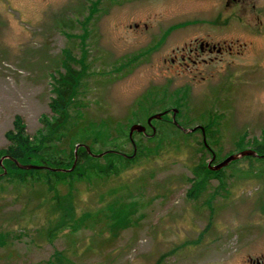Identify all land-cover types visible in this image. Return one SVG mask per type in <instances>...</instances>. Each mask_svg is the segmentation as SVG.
Wrapping results in <instances>:
<instances>
[{"label":"rangeland","instance_id":"rangeland-1","mask_svg":"<svg viewBox=\"0 0 264 264\" xmlns=\"http://www.w3.org/2000/svg\"><path fill=\"white\" fill-rule=\"evenodd\" d=\"M217 8L212 0H0V148L8 144L5 133L15 115L30 135L42 116L51 115L52 76L64 71L63 49H71L77 70L85 68L79 85L84 120L113 123L98 139L127 155L129 126L175 108V99L182 127L208 125L217 162L238 151L240 140L260 138L264 50L252 53L261 59L253 61L238 56L234 46L211 66L180 58L206 26L215 36L224 37L225 30L227 39L240 38L232 25L237 21L224 28ZM253 42L263 45L264 37ZM209 70L215 71L211 77ZM166 119L171 121L170 111ZM152 124L161 137L160 123ZM201 138L199 130L187 141L171 136L174 145L132 162L109 181L74 183L76 220L120 196L133 204L127 225L117 231L106 226L104 209L93 214L97 219L62 223L63 202L61 213L40 205L47 194L40 183L6 186L0 264H264V160L236 159L220 178L208 177L194 191L192 168L211 157L195 150ZM133 139L146 143L138 132ZM58 188L64 201L66 188ZM108 189L116 196L109 199Z\"/></svg>","mask_w":264,"mask_h":264},{"label":"trees","instance_id":"trees-1","mask_svg":"<svg viewBox=\"0 0 264 264\" xmlns=\"http://www.w3.org/2000/svg\"><path fill=\"white\" fill-rule=\"evenodd\" d=\"M81 49H83L82 45ZM63 54L65 57L61 62V67L64 68V71L58 72L57 76H52L53 96L48 103L51 115L42 116L40 120L41 127L34 135L27 133L23 118L20 115H15L12 128L5 133L8 144L6 147L0 148V196L2 195V190L11 184L28 185L40 183L47 191V194L41 197L40 205L43 206L46 204L51 212L61 213L63 202L64 211L62 213V223L68 221L70 224L72 221H84L86 216L92 220L97 219L93 218V214L98 210L104 209L102 216L103 219L106 221L108 220L106 226L108 225V229L117 231L118 228L127 225V215L130 213L133 204L126 203L120 196V199L114 198V200L110 202H105V206L102 208H98L94 212H86L83 214V217L76 220L74 218L76 216L75 207L73 206L71 197V192L75 189V187H73L74 183L83 179H95L98 181L105 178L106 181H109L112 177L115 178V176L119 175L132 162L147 157L153 152H159L171 144L174 145L169 137L179 134L183 137L184 141H187L197 130L192 132L182 131L172 121L166 119V114L170 109L164 108L167 113L163 114L158 119L152 120L160 123V134L163 133L162 136L165 137L164 140L159 139L162 136L159 137L155 129L153 135L145 137V144L142 143V141L136 142L133 139L136 147L135 155L131 158L126 157L124 155L126 154L124 149L112 146L107 140L102 141L98 139L99 134H110V131H107V127L110 128L113 123L101 119L96 122L84 120L87 111V109L85 110L84 108L87 105L84 103L81 91H79V85L82 74L85 73V68L83 67L84 65H82L81 70H77L73 66V63L77 61L73 57L71 49H63ZM151 94L152 93H148V96H152L154 93ZM144 99H146V97H144ZM145 101L147 100H141L139 104ZM172 104L176 106L175 108L178 109L177 112H179L181 108L179 100H173ZM176 117L177 113L175 115V118ZM178 123L181 125L180 122ZM144 126H148L147 123ZM207 127L208 125L203 126L206 144L203 138H201L196 141L198 149L195 150L210 152L211 154L213 150L208 144L209 133L206 132ZM155 137H157L158 142H153L155 141ZM126 141L130 142L132 146V154L133 145L128 135ZM77 144L79 146L75 153L74 149ZM183 145L187 146L188 143H184ZM86 146L89 150L86 149ZM95 146L100 148L98 153L93 151ZM237 148L239 150L252 148L259 156L246 157H256L258 160H264V131L261 133L260 138H252V140L245 142L240 140L237 144ZM102 152L104 153L101 156L91 154H99ZM200 157H203V153ZM201 159L202 158H200V160ZM200 160L197 161L192 168V172L195 177H197L192 181L193 189L201 188L203 182H205L208 177L220 178L222 175L223 168L217 171L210 170L207 165ZM74 161L75 164L73 165ZM17 163L41 165L44 167L21 168ZM69 168L71 169L65 170ZM123 185L124 183L122 182L120 184L121 188L117 190H122ZM59 186L66 188V193H63L64 201H62V197L59 195ZM113 191L114 190H107V192H109V199L116 196V194L112 195L114 193ZM262 207L264 208V202ZM4 242L5 234L0 232V245H3Z\"/></svg>","mask_w":264,"mask_h":264},{"label":"flooded vegetation","instance_id":"flooded-vegetation-1","mask_svg":"<svg viewBox=\"0 0 264 264\" xmlns=\"http://www.w3.org/2000/svg\"><path fill=\"white\" fill-rule=\"evenodd\" d=\"M213 1L218 5V11L224 15L222 21L223 27L229 28L232 25L236 26L241 32L240 38L235 40L227 39L231 34L227 33L225 30H223L224 33L221 34L225 35L224 37L215 36L211 29L206 26L204 33L202 32L200 35L194 36L190 41L186 57L182 54L180 56L181 60L187 58L190 59L194 65L202 63L211 66L216 63L219 56L222 54H232L234 46H237L235 52L238 56H247L246 60H261L259 55L252 53L264 50V44L257 45L253 42L254 39H261L264 37V0H212V2ZM234 21H237V24L230 25V23ZM174 58H172V62H174ZM208 73V76L211 77L215 71L209 70ZM197 130L201 132L200 129ZM153 134L152 128L151 133H148L146 129L145 132L142 133L145 137H150ZM213 163H217V161L214 160Z\"/></svg>","mask_w":264,"mask_h":264},{"label":"water","instance_id":"water-1","mask_svg":"<svg viewBox=\"0 0 264 264\" xmlns=\"http://www.w3.org/2000/svg\"><path fill=\"white\" fill-rule=\"evenodd\" d=\"M177 109L176 108H172L171 109V121L178 127L180 128L182 131L184 132H192V131H195L197 129H200L201 130V134H202V138H203V141L205 143V131H204V128L202 125L200 124H197V125H194L190 128H185V127H182L181 125H179V123L177 122L176 118H175V115L177 113ZM167 113L166 110L162 111V112H156V113H153L151 115H149L146 119V123L149 127L152 128L153 130V133L155 132V129L151 123V121L153 119H158L160 118L163 114ZM145 129L146 127L141 124V123H138V122H135V123H132L130 126H129V129H128V136L130 138V141L133 145V153L131 155H126L124 154L126 157H133L135 155V151H136V147H135V144H134V141H133V138H132V135L134 132H139V133H144L145 132ZM206 144V143H205ZM78 144L75 146V149H74V152L76 153V149L78 148ZM207 146V145H206ZM86 149H88V147L86 146ZM104 152L102 153H99V154H93L91 153L92 155H95V156H101ZM244 156H259L254 149L252 148H245V149H242V150H239V151H236V152H233V153H230L228 154L226 157H224L222 160L218 161L217 163H213V161L215 160V154L213 152H211V157L209 159V161L207 162V167L210 169V170H213V171H217V170H220L224 167H226L230 162L236 160V159H239L241 157H244ZM75 164V161L73 162V165ZM17 165L21 168H42L44 166H41V165H34V164H19L17 163ZM73 167V166H72ZM71 167V168H72ZM71 168L69 169H65V170H70Z\"/></svg>","mask_w":264,"mask_h":264}]
</instances>
